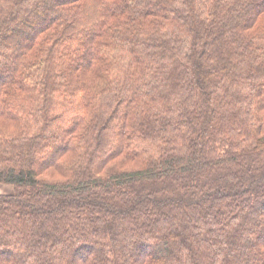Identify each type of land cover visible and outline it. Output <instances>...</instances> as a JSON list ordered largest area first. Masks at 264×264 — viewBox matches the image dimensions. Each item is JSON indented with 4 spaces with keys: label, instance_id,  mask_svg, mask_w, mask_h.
Instances as JSON below:
<instances>
[{
    "label": "trees",
    "instance_id": "16d2710c",
    "mask_svg": "<svg viewBox=\"0 0 264 264\" xmlns=\"http://www.w3.org/2000/svg\"><path fill=\"white\" fill-rule=\"evenodd\" d=\"M0 264H264V0H0Z\"/></svg>",
    "mask_w": 264,
    "mask_h": 264
},
{
    "label": "clouds",
    "instance_id": "9594fccd",
    "mask_svg": "<svg viewBox=\"0 0 264 264\" xmlns=\"http://www.w3.org/2000/svg\"><path fill=\"white\" fill-rule=\"evenodd\" d=\"M33 260H34V258H31L29 261V264H33Z\"/></svg>",
    "mask_w": 264,
    "mask_h": 264
},
{
    "label": "rangeland",
    "instance_id": "374dc122",
    "mask_svg": "<svg viewBox=\"0 0 264 264\" xmlns=\"http://www.w3.org/2000/svg\"><path fill=\"white\" fill-rule=\"evenodd\" d=\"M0 191H3L2 187L0 186Z\"/></svg>",
    "mask_w": 264,
    "mask_h": 264
}]
</instances>
